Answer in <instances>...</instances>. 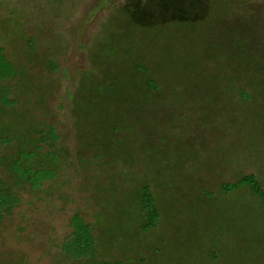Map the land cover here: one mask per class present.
I'll use <instances>...</instances> for the list:
<instances>
[{
	"label": "rangeland",
	"instance_id": "374dc122",
	"mask_svg": "<svg viewBox=\"0 0 264 264\" xmlns=\"http://www.w3.org/2000/svg\"><path fill=\"white\" fill-rule=\"evenodd\" d=\"M0 47V264H264V0H0ZM21 151L54 178L19 181ZM246 174L262 195L221 185Z\"/></svg>",
	"mask_w": 264,
	"mask_h": 264
},
{
	"label": "trees",
	"instance_id": "16d2710c",
	"mask_svg": "<svg viewBox=\"0 0 264 264\" xmlns=\"http://www.w3.org/2000/svg\"><path fill=\"white\" fill-rule=\"evenodd\" d=\"M15 74L14 65L6 58L3 49L0 47V80L11 78ZM40 139L43 142H55L57 135L50 130L48 133L41 131ZM50 155L53 162L55 157ZM33 158L32 153L19 152L17 158L11 165V172L21 182H29L32 187H38L43 181L52 179L55 176V170L50 167H32L30 165ZM247 184L252 187L253 193L262 195V187L252 174H246L233 182L222 183L226 189H235L240 185ZM10 191L0 187V217L2 211L11 207L15 198ZM141 213L146 217L147 221L143 225L144 228H152L155 225L159 213L155 203L153 193L148 186L144 184L141 187L139 198L137 200ZM71 233L68 239L63 243V252L70 257H87L95 250L96 238L92 233L90 223L85 222L82 216L75 213L70 219ZM98 264H120V262L102 261Z\"/></svg>",
	"mask_w": 264,
	"mask_h": 264
}]
</instances>
